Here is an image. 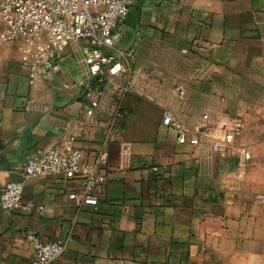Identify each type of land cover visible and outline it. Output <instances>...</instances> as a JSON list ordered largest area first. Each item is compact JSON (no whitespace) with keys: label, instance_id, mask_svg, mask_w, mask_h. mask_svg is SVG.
<instances>
[{"label":"crops","instance_id":"0c3cea01","mask_svg":"<svg viewBox=\"0 0 264 264\" xmlns=\"http://www.w3.org/2000/svg\"><path fill=\"white\" fill-rule=\"evenodd\" d=\"M113 35L134 78L124 131L109 140L76 84L79 43L34 80L21 42L0 45V192L22 180V204L32 205L0 210V264H31L28 234L64 241L49 264H264V0H133ZM167 108L197 143L161 123ZM65 135L86 162L107 150L95 208L76 205L68 195L80 188L61 176L21 171Z\"/></svg>","mask_w":264,"mask_h":264},{"label":"built area","instance_id":"2783aa9c","mask_svg":"<svg viewBox=\"0 0 264 264\" xmlns=\"http://www.w3.org/2000/svg\"><path fill=\"white\" fill-rule=\"evenodd\" d=\"M133 0H0V45L20 41V61L28 69L31 80L46 78L54 64L62 57L65 49L79 43L84 75L76 82L81 91L86 113H99L97 122L105 130V140L114 134L121 135L123 128L118 119L125 113L124 95L134 78L130 67L131 54L114 49L113 34L122 24ZM113 50L108 53L107 50ZM114 91L105 100L107 87ZM106 104V106H105ZM161 123L171 127L179 143H197L196 134L188 138L185 128L175 122L171 109H165ZM238 129L224 134L223 149L230 144ZM122 153L129 154L128 146L121 142ZM213 150H220L218 145ZM107 156L101 149L93 162L83 159L82 151L74 144V138L65 135L58 146L29 157L23 162L24 178L56 174L66 183L80 188L79 193L68 196L78 206L97 205L93 188L99 182L100 161ZM248 158V153H244ZM24 181H9L0 192V210L9 215L16 209L28 211L31 204H22ZM258 202L264 201L257 195ZM33 246L34 258L31 264H49L65 251L62 239L41 240L34 235L26 236Z\"/></svg>","mask_w":264,"mask_h":264},{"label":"water","instance_id":"95a60500","mask_svg":"<svg viewBox=\"0 0 264 264\" xmlns=\"http://www.w3.org/2000/svg\"><path fill=\"white\" fill-rule=\"evenodd\" d=\"M2 144L0 143V148H1Z\"/></svg>","mask_w":264,"mask_h":264}]
</instances>
